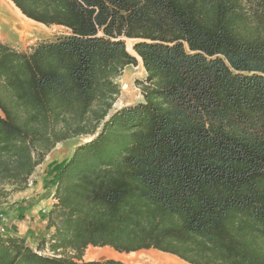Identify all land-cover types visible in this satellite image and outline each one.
Masks as SVG:
<instances>
[{"label": "trees", "instance_id": "obj_1", "mask_svg": "<svg viewBox=\"0 0 264 264\" xmlns=\"http://www.w3.org/2000/svg\"><path fill=\"white\" fill-rule=\"evenodd\" d=\"M10 1L66 33L0 39V200L88 140L57 172L49 236H0V264H128L89 246L264 264V0ZM136 56L142 100L110 112Z\"/></svg>", "mask_w": 264, "mask_h": 264}, {"label": "rangeland", "instance_id": "obj_2", "mask_svg": "<svg viewBox=\"0 0 264 264\" xmlns=\"http://www.w3.org/2000/svg\"><path fill=\"white\" fill-rule=\"evenodd\" d=\"M33 29L36 32V35L32 37L20 39V40L19 38L9 36L8 34H6L7 32L5 31L4 32L0 31V39L7 42L8 44H10L11 46L15 48L28 49L29 47L33 46L37 42L53 40L56 37L62 36L66 33V30L62 27L45 26L37 22L33 23ZM125 42H126V47H127V43L129 42L131 46L133 43V40L125 39ZM130 52L134 53L132 49ZM136 59H137L136 65H127L126 67H124L120 75L115 79V81L119 85L120 92L110 112L116 109H119L120 107L124 105L134 104L142 100V96L140 94V90L136 84V81L144 78L145 71L142 66L140 58L136 56ZM86 140H88V137L86 136H77V137H74V138H71L61 143L56 144V146L46 155L44 159L45 162L42 165L45 166V163H49V162L52 163L53 165H57V164L64 162L68 158V156L71 154L74 147ZM31 187H33V185ZM31 187H27V188H31ZM19 192L10 193L5 199L0 200V203H7L6 206H3L7 208L9 207L8 204L10 205V203L13 201H17V202L18 201H22V202L28 201V199L25 198V195ZM3 219H4V214H3ZM3 226H5L6 228L5 224L3 225L1 224L0 228ZM5 231L6 229L4 231L0 230V236H7ZM89 248H94V247L89 246L87 249ZM151 253L152 255L156 253L158 254V256L166 257V258L174 257L173 255L163 253L155 249H147V250H139V251L131 252V253H123V255H121L120 257H117V259L123 262H126L128 264H155L149 259ZM111 258H114V257H111ZM81 259L82 260H94V259H90V257L86 254V250L84 251V254ZM102 259H107V258H102ZM102 259H98V260H102Z\"/></svg>", "mask_w": 264, "mask_h": 264}, {"label": "crops", "instance_id": "obj_3", "mask_svg": "<svg viewBox=\"0 0 264 264\" xmlns=\"http://www.w3.org/2000/svg\"><path fill=\"white\" fill-rule=\"evenodd\" d=\"M44 162L38 165L31 175L33 187L19 192L23 193L28 201H13L7 208L3 207L7 203H0V213L4 214L0 225H6L7 236H19L33 249L41 238H47L52 231L45 229L46 215L54 201L52 195L56 175L63 163L53 165L49 162L43 166Z\"/></svg>", "mask_w": 264, "mask_h": 264}, {"label": "bare ground", "instance_id": "obj_4", "mask_svg": "<svg viewBox=\"0 0 264 264\" xmlns=\"http://www.w3.org/2000/svg\"><path fill=\"white\" fill-rule=\"evenodd\" d=\"M33 23L35 21L25 17L10 0H0V31H5L9 36L19 38L20 40L36 35ZM127 49L129 51L132 49L129 42L127 43ZM86 254L90 259L94 260L108 257L117 259V257L123 255V253H118L107 246L86 249ZM155 254L152 255L151 253L149 258L155 264H188L176 256L166 258Z\"/></svg>", "mask_w": 264, "mask_h": 264}, {"label": "built area", "instance_id": "obj_5", "mask_svg": "<svg viewBox=\"0 0 264 264\" xmlns=\"http://www.w3.org/2000/svg\"><path fill=\"white\" fill-rule=\"evenodd\" d=\"M26 185H27V187H31L33 185V180L31 179V177L28 178ZM0 220H3V214L2 213H0ZM0 230L4 231L5 226L1 227Z\"/></svg>", "mask_w": 264, "mask_h": 264}]
</instances>
